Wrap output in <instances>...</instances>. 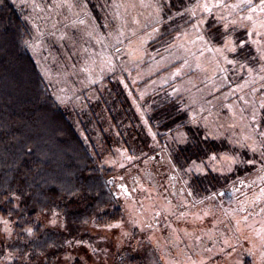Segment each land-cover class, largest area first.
Segmentation results:
<instances>
[{"label": "rangeland", "instance_id": "1", "mask_svg": "<svg viewBox=\"0 0 264 264\" xmlns=\"http://www.w3.org/2000/svg\"><path fill=\"white\" fill-rule=\"evenodd\" d=\"M11 1L26 25L29 52L79 135L82 111L101 94L107 96L113 85L108 79L127 90L132 85L130 94L140 99L166 86L192 122L230 146L205 166L193 164L194 173L237 175L239 169L264 164V0ZM126 74L131 84L123 79ZM51 129L41 126L35 132L47 135ZM51 140L43 160L53 158ZM165 141L172 156L170 147L185 141L184 131L168 133ZM152 162L114 150L99 164L114 177L92 178L85 196L48 190L59 179L44 175L35 195L42 234L14 251L12 225L19 218L0 217V264H243L246 257L264 264V215L232 219L227 241L205 252L201 237L223 223L219 210L179 207L182 199L168 198L170 189L177 191L172 182L153 193L144 183L128 187L129 195L120 193L118 179ZM179 173L187 183L186 174ZM115 193L121 196L115 199ZM30 194L12 196L29 209ZM114 206L121 207L122 218L98 225L96 216Z\"/></svg>", "mask_w": 264, "mask_h": 264}, {"label": "trees", "instance_id": "2", "mask_svg": "<svg viewBox=\"0 0 264 264\" xmlns=\"http://www.w3.org/2000/svg\"><path fill=\"white\" fill-rule=\"evenodd\" d=\"M26 37V25L18 9L11 0H0V217L19 218L12 225V250L23 249L28 242H38L42 234V226L35 221L36 207L40 205L35 197L39 193V179L52 174L59 180L56 185L49 183L48 190L63 195L76 191L85 196L89 180L110 174V170L99 164L114 150L123 151L129 158L148 157L153 161L125 179H118L120 193L129 195L128 187L132 189L142 183L153 193L159 186L172 182L177 191L170 189L168 198H176V202L182 199L179 207L219 210L224 215L223 223L214 232L201 237L205 252L227 241V231L234 225L232 219L247 220L264 215V164L239 169L237 175L236 172L194 173L190 169L195 163L205 166L207 159L228 151L230 146L224 140L209 137L198 122H192L183 102L169 94L166 86L140 99L133 92L130 94L132 85L127 90L108 79L113 85L107 96L101 94L82 111L83 134L79 135L68 114L54 100L26 46ZM123 79L131 84L127 74ZM261 116L264 120V111ZM41 126L49 131L52 127L51 134L35 132ZM176 129L184 131L185 141L170 147L171 156L166 150L165 138ZM49 138L54 147L53 158L43 160L41 156L48 154L45 150ZM179 169L186 174L187 183L180 178ZM103 186L110 188L105 183ZM20 193L23 196L31 193L32 208L15 204L12 195ZM118 195L113 196L116 199ZM122 216L121 207L114 206L97 215L95 221L104 225ZM3 248L0 246V259ZM23 263L20 260L8 264ZM243 264H251L249 257Z\"/></svg>", "mask_w": 264, "mask_h": 264}, {"label": "bare ground", "instance_id": "3", "mask_svg": "<svg viewBox=\"0 0 264 264\" xmlns=\"http://www.w3.org/2000/svg\"><path fill=\"white\" fill-rule=\"evenodd\" d=\"M167 21V20H166Z\"/></svg>", "mask_w": 264, "mask_h": 264}]
</instances>
